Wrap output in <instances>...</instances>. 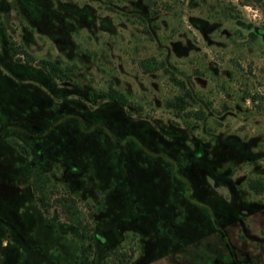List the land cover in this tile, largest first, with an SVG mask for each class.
<instances>
[{
  "label": "rangeland",
  "instance_id": "374dc122",
  "mask_svg": "<svg viewBox=\"0 0 264 264\" xmlns=\"http://www.w3.org/2000/svg\"><path fill=\"white\" fill-rule=\"evenodd\" d=\"M263 101L264 0H0V264H264Z\"/></svg>",
  "mask_w": 264,
  "mask_h": 264
},
{
  "label": "trees",
  "instance_id": "16d2710c",
  "mask_svg": "<svg viewBox=\"0 0 264 264\" xmlns=\"http://www.w3.org/2000/svg\"><path fill=\"white\" fill-rule=\"evenodd\" d=\"M10 45V51L11 53L17 54L22 53L26 59L28 60H34L37 64L42 66L44 69L48 71V73L54 77L59 78H67L66 73L63 71V68L61 65L53 61L52 59L47 58H37L26 51L25 49L21 47H16L14 45L13 41H9ZM139 65L142 70L149 71L156 68H163L164 71L168 72L169 78L172 80V82L180 89L179 93L175 94L173 97L168 99L166 101V104L176 110V112H181L186 109V106L188 104V100L192 98L191 92L188 89V87L185 85V83L182 81V79L177 78L171 71L164 65L163 61H158L154 57H145L141 58L139 60ZM106 95L120 103H125V97L123 93L118 92L115 89L109 90ZM261 107L264 110V101L261 104ZM194 114H196L197 117L201 116V111H194ZM17 145L24 150L22 145L17 143ZM44 177V182L46 181V175L43 173H40L38 171H34L33 175L31 176L29 180V184L32 186V189L34 191H41V184L42 179ZM250 187L254 190H261L264 188V182L262 180H252L249 183ZM37 199L42 206V208H46L47 202H45L41 195H37ZM54 201L59 205L61 211L63 212L65 219L68 220L71 224H73L75 227H78L81 231L85 230V224L82 223L83 221V215L80 212V209L78 208V205L75 201V199L68 195H58L54 197ZM76 264H89L88 256L85 253V247H81L80 251L76 255Z\"/></svg>",
  "mask_w": 264,
  "mask_h": 264
},
{
  "label": "flooded vegetation",
  "instance_id": "af4514ba",
  "mask_svg": "<svg viewBox=\"0 0 264 264\" xmlns=\"http://www.w3.org/2000/svg\"><path fill=\"white\" fill-rule=\"evenodd\" d=\"M9 41H10V39L8 40V47H9V51H10ZM11 41H12V40H11ZM10 53H11V51H10ZM11 54H12V53H11ZM38 65H39V64H38ZM39 66H40V65H39ZM40 67H42V66H40ZM42 68H43V67H42ZM43 69H44V68H43ZM12 143L15 144L21 152H23L25 155H27V153H28L27 149L24 148L23 145H22L20 142H18V141H13ZM17 143H19L20 145H22V147L24 148V150H22V149L17 145ZM34 171H38V172H39V170H37V169H33L32 172H31L30 178H31V176L33 175V172H34ZM30 186H31V185H30ZM31 187H32V186H31Z\"/></svg>",
  "mask_w": 264,
  "mask_h": 264
}]
</instances>
